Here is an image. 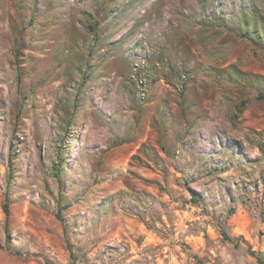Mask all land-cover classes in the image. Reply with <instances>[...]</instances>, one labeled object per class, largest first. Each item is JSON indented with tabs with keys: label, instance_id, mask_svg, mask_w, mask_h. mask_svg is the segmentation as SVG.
I'll list each match as a JSON object with an SVG mask.
<instances>
[{
	"label": "rangeland",
	"instance_id": "1",
	"mask_svg": "<svg viewBox=\"0 0 264 264\" xmlns=\"http://www.w3.org/2000/svg\"><path fill=\"white\" fill-rule=\"evenodd\" d=\"M0 264H264V0H0Z\"/></svg>",
	"mask_w": 264,
	"mask_h": 264
},
{
	"label": "trees",
	"instance_id": "2",
	"mask_svg": "<svg viewBox=\"0 0 264 264\" xmlns=\"http://www.w3.org/2000/svg\"><path fill=\"white\" fill-rule=\"evenodd\" d=\"M4 211H5V213H6L7 216L10 215V206H9L8 200L6 201V204L4 206Z\"/></svg>",
	"mask_w": 264,
	"mask_h": 264
},
{
	"label": "built area",
	"instance_id": "3",
	"mask_svg": "<svg viewBox=\"0 0 264 264\" xmlns=\"http://www.w3.org/2000/svg\"><path fill=\"white\" fill-rule=\"evenodd\" d=\"M141 83L144 84L145 83V80L144 81H141Z\"/></svg>",
	"mask_w": 264,
	"mask_h": 264
}]
</instances>
